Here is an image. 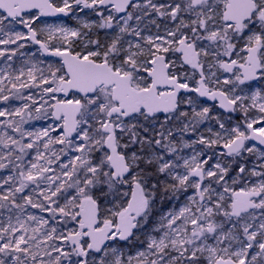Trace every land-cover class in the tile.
Instances as JSON below:
<instances>
[{
	"label": "snow or ice",
	"instance_id": "obj_1",
	"mask_svg": "<svg viewBox=\"0 0 264 264\" xmlns=\"http://www.w3.org/2000/svg\"><path fill=\"white\" fill-rule=\"evenodd\" d=\"M0 264H264V0H0Z\"/></svg>",
	"mask_w": 264,
	"mask_h": 264
},
{
	"label": "rangeland",
	"instance_id": "obj_2",
	"mask_svg": "<svg viewBox=\"0 0 264 264\" xmlns=\"http://www.w3.org/2000/svg\"><path fill=\"white\" fill-rule=\"evenodd\" d=\"M69 24H71V25H73V26H75V21H73V20H68L67 21ZM34 50V49H33ZM209 103H211V102H209ZM236 119H238L239 118V116H237V117H235ZM47 122L46 121H33V124L36 126V127H40V126H43V125H45ZM171 205L170 204H165L164 206H162L165 210H166V208L167 207H170ZM259 212V210H257V213Z\"/></svg>",
	"mask_w": 264,
	"mask_h": 264
}]
</instances>
